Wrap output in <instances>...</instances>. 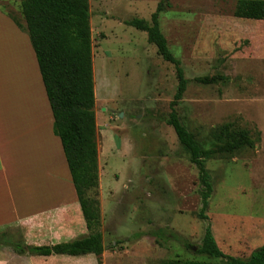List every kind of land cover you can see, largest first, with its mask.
Instances as JSON below:
<instances>
[{"label": "rangeland", "instance_id": "rangeland-1", "mask_svg": "<svg viewBox=\"0 0 264 264\" xmlns=\"http://www.w3.org/2000/svg\"><path fill=\"white\" fill-rule=\"evenodd\" d=\"M159 1L90 0L100 174L99 187L90 195L100 208L106 246L101 262L195 259L223 264L197 253L208 224L224 253L248 258L264 242V20L236 17L237 0H170L160 15L161 30L188 79L177 113L204 151H215L206 158L213 192L209 218L202 219L198 168L167 123L178 87L175 67L158 54L146 32L126 24L134 17L150 21ZM0 9L25 24L20 0H0ZM19 29L32 47L29 34ZM25 56L18 68L31 92ZM8 87L0 79V133L7 137L8 102L14 95ZM32 97L33 115L40 118L44 110L46 126L49 101L44 96L43 106L40 99L39 110ZM30 126L26 135L34 143L27 163L19 160L26 171L19 172L13 192L2 195V201L44 210V205L66 202L68 187L50 181L44 188L46 153L38 149L44 143L42 130L37 121ZM232 137L245 143L233 147ZM1 233V251H15L12 241H44L40 229L32 233L31 243L18 225L3 227ZM21 255L18 264H41L35 254ZM69 258H45L44 264H99L94 254Z\"/></svg>", "mask_w": 264, "mask_h": 264}, {"label": "trees", "instance_id": "trees-1", "mask_svg": "<svg viewBox=\"0 0 264 264\" xmlns=\"http://www.w3.org/2000/svg\"><path fill=\"white\" fill-rule=\"evenodd\" d=\"M20 1L25 24L14 15L6 11L5 13L29 34L53 112V131L61 139L90 233L85 238L55 244L29 245L13 241L9 244L19 254L30 253L39 256L95 254L98 263L102 264L101 257L106 246L100 230L99 202L90 195V191L97 190L100 184L90 0ZM169 5L170 0H160L150 21L134 17L128 19L126 24L146 32L148 41L156 46L158 54L175 67L178 87L170 103L171 111L167 123L174 128L181 146L189 152L192 162L198 168L202 184V207L199 216L208 219L206 211L213 192V184L206 167V158L215 151H204L200 141L183 124L176 110V105L187 90L188 79L181 60L169 48L168 40L160 27V15ZM233 13L239 18L264 20V0H237ZM244 143L239 137H232V146L238 147ZM2 242L0 240V243ZM187 247L189 248L190 244H187ZM197 253L220 258L223 264H264V242L248 258L228 255L219 247L210 224L206 226ZM162 264L210 263L195 259H169Z\"/></svg>", "mask_w": 264, "mask_h": 264}, {"label": "crops", "instance_id": "crops-1", "mask_svg": "<svg viewBox=\"0 0 264 264\" xmlns=\"http://www.w3.org/2000/svg\"><path fill=\"white\" fill-rule=\"evenodd\" d=\"M13 38H19V40H21V42H17H19L20 48L23 49L22 53L17 54L18 50L16 48L18 46L15 47L16 41L13 40ZM32 48L33 47H31L28 38L21 33L15 21L11 19L5 11L0 9V56H5L3 61L8 64L6 65L2 61L5 64L3 67H5L4 70L2 69L3 67H1V70H3L2 72L5 71L7 74L6 76H8L9 73L8 78L11 79V81L5 79L4 85L8 87V83L12 82L10 84L13 87L11 88L9 85L10 89L8 90L11 92L13 89L14 91L11 101L8 102L11 110L10 118L9 121L5 123L9 138L0 133V229L11 225H18L24 230L25 238L29 243L34 242V239H32V233L40 229L41 232H43L44 241L38 242L36 245L55 244L85 238L90 232L72 181L61 139L53 131L54 117L51 106L48 105L47 109V106L45 105L46 126L43 124L45 127L44 130L41 123L44 119H40L36 117L37 115H33L34 113L32 109L34 104L29 98L33 94L27 91V84L22 79L24 76H21L18 68L19 66H23V55L26 54V62L28 61V58H30L28 65L26 64V70L28 73L34 71V73H30L33 76L36 74V80L39 82L40 86L38 88L41 90L42 94L39 98H41L44 103L45 96L48 104L49 99L42 80L36 54L33 55L34 49ZM15 54L19 56V58H17ZM0 79L2 82L1 76ZM33 81H35V78ZM44 93H46V95H44ZM16 106L19 107V110H17ZM42 113H44V110ZM35 121H37L39 128H42V139L44 141V143H40L42 146L38 149H44L46 153V162L44 163V188L48 183H51L50 181L60 187H68V189L64 188V191L67 193V198L64 200L66 202L51 206L44 205V210H34L31 207L28 208L29 206H25L24 208L23 204L17 206L13 201L8 199L2 201V195L6 194V192H13L11 183L14 184V180L18 181L20 175L19 172L24 173L26 171V166H21L19 160H23L27 163L26 157L28 155V150L30 147L32 148L34 142L32 135H26V130L30 129V125H32L33 122L35 123ZM18 135L20 136L19 138L17 137ZM12 137L15 139L14 141L12 140ZM46 178H48L47 181H45ZM69 181H72L73 185H71ZM9 201L10 204L5 206ZM22 256L23 255L18 254L16 251L0 250V264H7L3 262L7 257L13 258L15 260L14 262L18 264V258L20 259ZM81 256L56 254L50 256L37 255L36 257H39L41 264H44L45 258L60 261L63 259H73L69 257Z\"/></svg>", "mask_w": 264, "mask_h": 264}, {"label": "bare ground", "instance_id": "bare-ground-1", "mask_svg": "<svg viewBox=\"0 0 264 264\" xmlns=\"http://www.w3.org/2000/svg\"><path fill=\"white\" fill-rule=\"evenodd\" d=\"M17 46H18V47H17ZM15 47H17L16 49L18 50V51H17V52H18L17 54H20V53L23 52V49L20 48V46H19L18 43H15ZM5 48H6V47H5ZM19 50H20V51H19ZM15 55H16V54H15ZM16 57L19 58V56H17V55H16ZM3 58H5V56H0V60H1V61H0V62H1V63H0V76L2 77V82L4 83V82H5V79L10 80V81H11V79L8 78V77H9V73H8V76H6L7 74L5 73V71L2 72V71L4 70V67H5V66L3 67V65H5V64L8 65L7 62H4V61H3ZM2 61H3L5 64H4ZM2 63H3V64H2ZM1 64H2V66H1ZM26 64L28 65V61L26 62ZM29 66H30V65H29ZM1 67H3V68H2L3 70H1ZM2 73H3V74H2ZM30 73H34V71H33V72L31 71ZM30 73H29V75L27 76V81H29V83H30V82H32V83L35 82V84H34L35 86H33V84L30 83V84H32V85H31V88H32V89H31V92H32V90L34 91L35 89H37V90H35V91L33 92V94H34V97L36 98V104H37V107H38V109L40 110V108H42V107L44 106V103H43V106H42L41 101L43 102V100L40 101L41 98H39V97L42 95V94H41V90L38 88V87H40V86H39V82H37V80H36V77H37L36 74L34 75V76H35V77H34V76H33L32 74H30ZM35 73H36V72H35ZM5 77H6V78H5ZM34 78H35V81H33ZM6 82H8V81H6ZM10 83H12V82H9V83H8V84L11 86ZM37 83H38V87L35 88L36 85H37ZM9 85H8V86H9ZM10 86L8 87L9 89H10ZM32 86H33V87H32ZM12 87H13V86H11V88H12ZM1 89H2V88H1ZM39 90H40V91H39ZM36 92H38V95L36 94ZM32 96H33V95H32ZM34 97H32V100H33ZM42 97H43V96H42ZM33 101H35V99H34ZM31 102H32V101H31ZM38 109H37V110H38ZM39 110H38V111H39ZM41 111H43V110H40L39 112H41ZM38 116L40 117V119H41V118L44 119V118H43V117H44V113H43V114H38ZM41 116H43V117H41ZM39 123H40V121H39ZM41 123H42V125H43V124H44V121H42ZM24 128H25V127H24ZM41 129H42V128H41ZM41 129H40V130H41ZM43 129H44V125H43ZM43 131H44V130H43ZM35 132H36V131H35ZM35 132H34V133H35ZM17 137L19 138L20 136L18 135ZM18 138H17V139H18ZM35 147H36V146H35Z\"/></svg>", "mask_w": 264, "mask_h": 264}, {"label": "water", "instance_id": "water-1", "mask_svg": "<svg viewBox=\"0 0 264 264\" xmlns=\"http://www.w3.org/2000/svg\"><path fill=\"white\" fill-rule=\"evenodd\" d=\"M194 249H196V248H194Z\"/></svg>", "mask_w": 264, "mask_h": 264}]
</instances>
